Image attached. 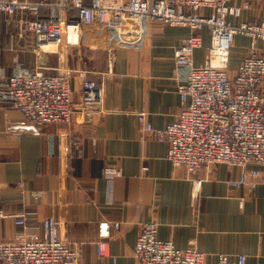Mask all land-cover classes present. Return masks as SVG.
Returning a JSON list of instances; mask_svg holds the SVG:
<instances>
[{"label": "crops", "instance_id": "1", "mask_svg": "<svg viewBox=\"0 0 264 264\" xmlns=\"http://www.w3.org/2000/svg\"><path fill=\"white\" fill-rule=\"evenodd\" d=\"M41 1L47 6L39 18L62 14L57 7L61 0ZM245 1L249 8L240 20L264 21V0L230 4ZM64 15L78 19L73 9ZM30 18L26 12L0 15V65L8 74L14 60L33 67L34 38L25 25ZM189 34L185 27L151 22L139 48L114 47L108 33L95 26H82L77 37L69 38L72 46L62 50L65 64L103 85L104 113L87 124L75 115L67 127L49 125L39 131L20 111L0 104V210L26 212L29 231L35 233L41 232L44 219L58 218L62 236L80 245L81 264H137L133 250L145 222L157 224L160 240L181 250L194 246L207 262H216L219 255L230 260L244 255L246 264H264V186L252 192L231 189L226 182L237 177L238 169L210 166L196 175L203 184L193 201L189 175L172 167L167 144L156 141L139 121L144 113L153 128L164 129L175 120L179 96L173 50ZM201 35L195 66L206 62L210 47L207 30ZM252 51L264 56V41L235 37L231 75ZM80 84L76 77L71 83L73 100ZM105 166L121 171L111 206L105 204ZM102 221L120 228L111 234L109 255L99 259L95 241ZM22 233L12 221L0 219V241L16 240Z\"/></svg>", "mask_w": 264, "mask_h": 264}, {"label": "built area", "instance_id": "2", "mask_svg": "<svg viewBox=\"0 0 264 264\" xmlns=\"http://www.w3.org/2000/svg\"><path fill=\"white\" fill-rule=\"evenodd\" d=\"M230 2L61 0L57 7L62 14L44 20L39 12L47 4L41 0H0V15H30L25 25L34 38L32 68L14 60L8 74L0 65V104L20 111L39 131L49 125L69 124L74 114L87 124L104 113V87L88 79L87 72L66 66L62 50L72 46L69 38L77 37L82 26H95L108 33L112 46L139 48L145 43L151 22L188 28L189 36L173 50L179 96L175 120L164 129L153 128L144 113L139 114V121L156 141L167 144V160L172 167L182 168L189 175L193 201L203 184L196 176L198 171L216 165L238 169L237 177L226 182L229 188L252 192L264 186V56L252 51L234 75L229 73L228 64L236 36L264 41V21H241L249 2ZM69 9L77 12V20L64 16ZM203 29L210 36V47L206 62L195 66L193 55L202 47ZM75 77L81 90L73 100L71 83ZM147 170L143 168V172ZM120 175L114 166L103 169L107 206L113 204L114 183ZM0 219L23 229L18 239L0 241V264H81L82 249L62 236L58 218L44 219L40 233L29 231L26 212L0 210ZM119 228V223L98 224L97 258L109 255L108 242ZM133 255L137 264H246L244 255L235 260L219 255L210 263L194 246L178 249L171 241L158 238L155 222L141 225Z\"/></svg>", "mask_w": 264, "mask_h": 264}, {"label": "rangeland", "instance_id": "3", "mask_svg": "<svg viewBox=\"0 0 264 264\" xmlns=\"http://www.w3.org/2000/svg\"><path fill=\"white\" fill-rule=\"evenodd\" d=\"M64 16H65V15H64ZM63 49H64V48H63ZM70 69H71V68H70ZM72 70H73V69H72ZM75 71H80V70H75ZM74 116H75V114L72 115V117H74ZM72 117H71V118H72ZM70 120H71V119H70ZM68 125H69V124H65V125L62 124V126H61V125H60V126L57 125V127H67ZM65 135H66V134H65ZM65 138H68V137L65 136Z\"/></svg>", "mask_w": 264, "mask_h": 264}]
</instances>
